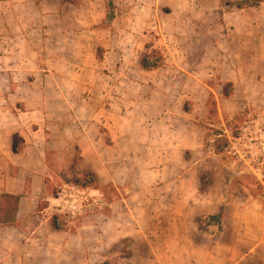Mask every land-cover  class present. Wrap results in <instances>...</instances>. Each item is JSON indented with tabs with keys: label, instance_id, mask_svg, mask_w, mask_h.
Segmentation results:
<instances>
[{
	"label": "rangeland",
	"instance_id": "rangeland-1",
	"mask_svg": "<svg viewBox=\"0 0 264 264\" xmlns=\"http://www.w3.org/2000/svg\"><path fill=\"white\" fill-rule=\"evenodd\" d=\"M1 1L0 72L16 64L9 52L39 59L35 75L0 73V102L18 104L16 115L30 101L25 111L41 117L32 106L47 100L51 123L71 115L89 134L54 140L56 198L40 229L0 246V264H264V2L231 11L238 0H109L107 14L108 0H71L65 34L41 45L21 43L14 24L27 18L39 32L53 19L18 12L14 22ZM68 60L82 74L75 109L59 107L55 93L8 90L46 84L41 70ZM109 184L111 203L95 190ZM224 199L232 219L218 235L219 222L205 218ZM52 220L67 228L57 237ZM123 239L134 251L126 255L127 243L120 257L111 251Z\"/></svg>",
	"mask_w": 264,
	"mask_h": 264
},
{
	"label": "crops",
	"instance_id": "crops-1",
	"mask_svg": "<svg viewBox=\"0 0 264 264\" xmlns=\"http://www.w3.org/2000/svg\"><path fill=\"white\" fill-rule=\"evenodd\" d=\"M14 2L15 0L1 1L2 4H6L13 10L14 14L12 17L14 22L16 19L15 15H19L17 14L18 12L22 13V15L29 14V16H32L33 13L40 14L39 19L41 17L43 20L45 18L53 19L52 24H49V22L45 23V21L41 22L39 28L40 34L38 29L29 28L25 23L27 18L24 20L17 19L14 27H16L19 34L18 38L23 39L22 41L19 40L21 43H28L26 39L28 37L31 43H34L32 41H36L38 44L47 45L51 42L49 37H44L45 35L49 36L53 32H63L65 34V22L63 20L65 19L67 3H64L63 0H19L18 4H14ZM44 14L46 16H43ZM78 15L80 18H74V20L78 21L77 23H81V16L80 14ZM0 34L2 35L4 32L1 31ZM74 34L76 35V33ZM0 39L2 42V37ZM63 42L65 43V39ZM5 55L7 56L4 59H9L16 62V64H11L10 70L6 72L1 71V75L5 74V76L10 77L35 75L33 74V68L30 67V61L39 59L37 52L22 53L17 50ZM53 60L55 61V59ZM62 60L59 59V61ZM71 62L68 60L69 67L64 69H42L46 84L42 83L39 86L29 82L20 86L11 85L8 90L15 93H18L19 90L39 92L41 94L45 92L55 93L59 98L57 100L59 107L75 109L77 106L75 92L77 90L74 87L76 83L73 81L77 80V76L82 74L79 71L80 69L73 64L75 62ZM83 70L81 69V71ZM53 78H59L60 80L56 81ZM21 103H23L21 104V108L23 107V109L15 115L13 110L17 113L20 109V106H17L18 104L14 103L13 106H8L9 109L8 107H4L5 105L0 102V195L7 194L19 196L20 198L15 214V223L12 226L0 224V246L4 245L7 248L12 245L16 246L17 239L22 237L27 238L30 232L40 229L43 225L39 215L48 207L49 198H53L48 194V187H51L48 177L53 163L51 151H53L54 140L70 141L75 138L85 139L89 134V131L85 130L86 126H84L82 121L72 118L71 115H66L64 120L60 118L58 124L51 123L50 118L44 116V109L51 106L47 100L42 99L32 106L34 109H42L41 117L38 111L32 113L25 111L31 106L30 101H22ZM93 127L96 128L95 125ZM15 141L21 143L19 148L17 144L15 145ZM46 195V199H43ZM41 201L45 202L47 207L43 208L40 203ZM230 213L231 206L228 202L223 234L228 226V222L232 219ZM60 232L52 227V230H50L51 237H57L61 234Z\"/></svg>",
	"mask_w": 264,
	"mask_h": 264
},
{
	"label": "trees",
	"instance_id": "trees-1",
	"mask_svg": "<svg viewBox=\"0 0 264 264\" xmlns=\"http://www.w3.org/2000/svg\"><path fill=\"white\" fill-rule=\"evenodd\" d=\"M63 2L73 4L71 0H63ZM262 2H264V0H238L233 3V7L231 8V11H241L247 8L256 7ZM112 8H113V4L108 0L107 1V14H112L113 12ZM141 63H142V67L146 70L154 69L153 66L147 65L145 62H141ZM223 140L225 141V138ZM81 188L84 189L85 187L81 186ZM108 189L109 191H107ZM114 189L116 188L112 184H109L104 188H95V190H99L102 193V195L104 196L105 200L108 203H111L113 201V196H111L112 191H114L113 193L115 195V199L116 197H118ZM48 192L50 196H52L53 198H56V193L54 192V190H52L50 186L48 187ZM19 199H20L19 196H12V195H7V194L0 195V224L1 225L12 226L15 223V214L17 211ZM227 204L228 203L226 202V199H224V202L223 204H221L218 211L214 214L206 216L205 218L206 226H210V225L215 224L216 222H219L218 226H220V231L218 232V235H220L224 229L225 213L227 209ZM42 207L43 208L47 207V204H44ZM51 226L56 231H64L67 229L66 227L64 228V226L63 227L59 226L54 220L51 221ZM205 236L209 237L210 235L206 234ZM127 243L129 244L128 248L130 247V249H128L129 251L128 253H126V255L129 253L131 254L134 251V249H132L133 242L131 239H123L119 241V244L116 245L114 247V250H112L111 252H115V253L117 252L119 253L118 255L120 257L123 256L124 253H121V252L125 251V249L127 250V248H125ZM111 263L112 262L110 261H105L100 264H111Z\"/></svg>",
	"mask_w": 264,
	"mask_h": 264
}]
</instances>
